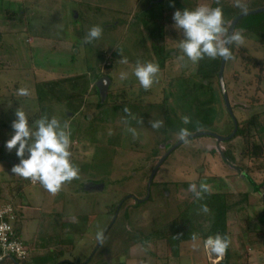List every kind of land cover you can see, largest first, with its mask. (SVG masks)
Here are the masks:
<instances>
[{"label":"rangeland","instance_id":"obj_1","mask_svg":"<svg viewBox=\"0 0 264 264\" xmlns=\"http://www.w3.org/2000/svg\"><path fill=\"white\" fill-rule=\"evenodd\" d=\"M149 1L0 0V204L15 205L17 211L21 204L29 208L14 224L30 246L26 264H216L224 255L214 258L200 239L183 242L179 249L156 240L175 232L173 221L195 195L190 184L231 193L229 200L236 208L229 213L227 225L230 248L238 254L231 264H264V186L253 192L241 174L259 164L264 167V159L250 162L244 156V138L218 143L204 136L180 145L157 170L149 200L135 204L146 199L149 178L169 150L162 146L182 140L181 128L187 130V137L196 133L227 137L233 132L220 99L214 104L211 126L184 124L182 111L187 106L180 99V85L168 82L196 71V63L179 48L183 34L174 27L173 13L208 4L165 0L147 13L152 19L163 16L168 21L156 24L136 18ZM211 7L223 9L228 27L238 15L263 8L264 0H215ZM8 11L17 13L12 21L5 14ZM97 25L103 29L101 37L85 44L87 31ZM242 47L248 53L240 52ZM257 49L256 42L235 43V57L224 75L232 115L242 125L254 115L264 119V52ZM113 54L120 57L111 62ZM249 54L263 59L261 68L247 64ZM122 59L128 63H121ZM137 61L160 67L156 83L147 91L131 75ZM109 65L111 88L117 102L125 99L127 112L109 106L111 100L103 106L98 103L94 85ZM123 71L129 73L127 81L119 79ZM22 87L30 90L28 97L16 95ZM120 94H125L123 99ZM19 107L30 123L47 116L68 125L71 161L79 171L56 193L11 171L19 159L15 149L9 151L5 144ZM150 120L161 121L162 126L152 129ZM228 150L233 163L223 160ZM252 171L254 182L260 184L264 171ZM87 181L101 183L102 191H80ZM97 233L103 234L101 240ZM147 236L151 238L145 241Z\"/></svg>","mask_w":264,"mask_h":264},{"label":"clouds","instance_id":"obj_2","mask_svg":"<svg viewBox=\"0 0 264 264\" xmlns=\"http://www.w3.org/2000/svg\"><path fill=\"white\" fill-rule=\"evenodd\" d=\"M174 27L182 31L183 39L179 41V48L183 55L193 63L205 57L215 59L221 57L230 58L233 43H242V36L235 32H228L225 27L223 12L220 7L199 6L194 9L184 8L173 13ZM101 26H92L84 37V43L90 44L98 40L102 35ZM121 63L127 64L126 59ZM160 67L155 62L137 61L131 75L145 91L149 90L157 81ZM129 73L123 71L119 75L121 81H127ZM28 88H18L16 95L28 97ZM127 112V109H125ZM184 124L189 123V117H182ZM152 129H159L161 121H148ZM12 134L6 141L5 147L11 151L15 149V155L19 163L11 169L14 175L38 181L47 191L56 193L61 186L78 176L79 169L71 161L70 132L67 124H61L55 117L42 116L30 123L29 116L20 107L14 113L11 123ZM129 132L136 137L135 129ZM188 135L186 129L178 132L180 139ZM27 154V158H25ZM189 190L197 198L201 192L207 191L205 184H190ZM14 206V205H13ZM15 207V206H14ZM207 207L203 211L207 212ZM102 233H97V240L102 239ZM204 247L215 256H223L229 248L228 237L219 234L208 236L203 241Z\"/></svg>","mask_w":264,"mask_h":264},{"label":"trees","instance_id":"obj_3","mask_svg":"<svg viewBox=\"0 0 264 264\" xmlns=\"http://www.w3.org/2000/svg\"><path fill=\"white\" fill-rule=\"evenodd\" d=\"M5 14H7V19L9 21L10 20L12 21L14 19V16H17V13H13L11 11H8V13ZM20 16L23 15L20 14ZM136 18L138 20L142 19L140 16H137ZM247 18L250 21L245 23L246 17L240 19L236 24L233 32L240 34L242 38L246 40V42H251V43L256 42L259 45V49L257 50L258 51L261 50L262 52H264V13L247 16ZM142 21L145 23H150V19L148 18L147 21L145 20ZM234 46L235 43H233L231 47L230 58L225 60V65L223 70V82L225 85V89L227 84L224 75L226 69L228 71L231 60L235 57L233 55ZM240 50H241L240 52L248 53V49L245 47H242ZM119 57L120 54H113L111 62L115 59L117 60V58ZM221 59H222L221 57H217L215 59H210L208 57H205L204 59L196 62V71L194 75L192 76L181 75L178 76L177 79L173 78L170 79V81H168L169 83H174V84L178 83L180 85L181 88L180 99L187 106L185 111H182V117L188 116L189 122L192 123L194 122L197 125L196 127L201 126L204 123H208V126H211L212 123L210 122H212V119L216 113L214 110V104L218 103L219 99L223 101L218 83V72L220 69ZM245 60L247 61V64L249 66H252L254 68L256 67L261 68L263 64V59L257 60L251 54H249ZM105 69L107 70V73L104 74V76L108 77V74L113 70L112 66L109 65ZM109 80H110V86L107 95L105 99L102 101V103L99 102L98 103L101 106H103L107 104L108 100H111V103L108 104L109 106L112 107L115 106L119 111H125L124 110L125 108L123 106L125 101V99L123 98L125 94L123 95L120 94L119 97H121L123 100L121 102H117L116 100L117 96L114 94L115 90L111 88V86L113 85L112 79ZM214 83L216 84L217 88H214ZM94 90L96 93L95 95H97V91L95 88ZM163 107L167 108L166 103L165 105H163ZM165 108L163 110V113L166 119H168L169 112ZM231 114H232V110H231ZM229 116L231 117L230 114ZM231 120L234 130V121L232 117ZM197 131H199V129ZM263 136H264V119L260 120V115L258 114L252 116L250 119L245 121L243 125L236 122V133L229 141L226 142L230 143L235 139L244 138L243 140L245 146L244 156L250 162L251 161L254 162L259 159H264ZM257 137L258 139H255ZM198 138H203V137H198ZM222 157L225 162L229 161L233 163L235 161V158L230 152V150L225 151ZM254 169L255 170L252 171L251 167L247 168V170L245 172H242L241 174L244 176L243 178H245L249 182V184H251L253 192L259 193L260 187L264 186V179L260 184H256L251 176V171L252 173L255 172L262 173L264 171V167L259 164ZM247 172H249V174H247ZM197 183L199 184V182ZM152 185H153V179L150 188ZM216 186L218 190H221L219 188L221 187L220 185H216ZM230 195H231L230 192L224 193L222 190L214 191V192L207 190L206 192H201L200 198H197L196 195H194L193 199L190 202H188V204L185 205L184 209L179 214L177 219L173 221L175 232L171 231V233H169L168 235L161 236L162 238L156 240H163L164 242L171 245L174 244L177 247V249H179L180 244L183 242L193 241L196 239H200L204 241L208 236L215 234L226 236L230 241V234L228 231L227 221H228L229 213H231V211H233V209L236 208V206L233 205V203L231 204V201L229 200ZM149 198L146 201H148ZM245 198H246V194H245ZM124 200L125 199H122L119 210ZM142 202L145 201L135 200L136 205H139ZM114 206H116V204ZM205 206L208 209L207 212L203 211V208ZM236 212L237 214H239L241 210L237 209ZM149 238H151V236H147L146 237L147 240L145 241L150 240ZM251 238H252L251 235H249L248 240H250ZM252 240L253 238L250 241ZM213 257L215 258L216 256L213 255ZM237 260H238V254L235 251L231 250L229 245V248L224 254L223 259H221L216 264H231L232 262H235Z\"/></svg>","mask_w":264,"mask_h":264},{"label":"built area","instance_id":"obj_4","mask_svg":"<svg viewBox=\"0 0 264 264\" xmlns=\"http://www.w3.org/2000/svg\"><path fill=\"white\" fill-rule=\"evenodd\" d=\"M18 212L9 203L0 204V264H24L28 257L29 249L14 226Z\"/></svg>","mask_w":264,"mask_h":264},{"label":"water","instance_id":"obj_5","mask_svg":"<svg viewBox=\"0 0 264 264\" xmlns=\"http://www.w3.org/2000/svg\"><path fill=\"white\" fill-rule=\"evenodd\" d=\"M264 13V7L263 8H260V9H256V10H253V11H250V12H247V13H242L240 15H238L230 24L229 26V29H228V32H233L234 31V28L236 26V24L238 23V21L244 17H247V16H252V15H258V14H262ZM224 65H225V59H221V63H220V69H219V72H218V83H219V87H220V91H221V95H222V98H223V101H224V104H225V107L228 111V113L231 115L233 121H234V130L232 132V134L228 137H218V136H215L216 137V140L218 143H223V142H226V141H229L236 133V121L234 120L232 114H231V109H230V106H229V101H228V97H227V94H226V89H225V85H224V82H223V70H224ZM102 85V86H101ZM107 87H108V79L106 77H103L101 78L100 80H98L97 82V88H98V91H99V95H100V98L101 100H103L106 96V91H107ZM204 136H208V137H212L213 135L210 134V133H196V134H193L191 136H188L186 137L185 139L183 140H180L179 142H177L163 157L162 159L159 161L156 169L153 171L151 177L149 178V181H148V193H147V197L145 200L143 201H146L148 198H149V187L151 185V182H152V179L157 171V169L160 167V165L164 162V160L167 158V156L172 152L174 151L177 147H179L180 145L184 144L185 142L189 141V140H192V139H195V138H198V137H204ZM18 164L17 162L14 163V165ZM99 188V191L102 190L103 186L101 185Z\"/></svg>","mask_w":264,"mask_h":264},{"label":"flooded vegetation","instance_id":"obj_6","mask_svg":"<svg viewBox=\"0 0 264 264\" xmlns=\"http://www.w3.org/2000/svg\"><path fill=\"white\" fill-rule=\"evenodd\" d=\"M207 4H208V7H211V4H213V2L215 1V0H204ZM165 2V0H150L149 1V3L147 4V6L144 8V9H141V11L138 13V14H136V17L137 16H140L142 19L141 20H145V21H147V18L148 19H150V22H154V23H156V24H160V23H167L168 21H165L164 20V17L163 16H161V18H159V19H155V18H150L148 15H147V13H149V11H151L152 9H153V7H155V6H160V5H162L163 3ZM198 4H200L201 5V3L200 2H198ZM155 5V6H154ZM223 10V9H222ZM224 14V13H223ZM135 15V14H134ZM170 17H171V15H170ZM236 18V17H235ZM234 18V19H235ZM233 19V20H234ZM232 20V21H233ZM230 24H231V22H230ZM230 24H229V26H230ZM229 26L228 27H226V29H227V31H228V29H229ZM173 56H175V55H173ZM103 77H106V76H101V77H99V79L98 80H100L101 78H103ZM106 78H108V77H106ZM98 80H97V82H98ZM97 82L95 83V85H94V88L96 89V91H97V95H98V98H99V103H102V101L105 99H103V100H101V98H100V95H99V91H98V88H97ZM102 86V85H101ZM109 86H110V80L108 79V87H107V91L106 92H108V89H109ZM106 95H107V93H106ZM106 97V96H105ZM213 135V134H212ZM216 135H213L212 137H210V138H212V139H215L216 140V137H215ZM179 142V141H178ZM177 143V142H176ZM176 143H168V144H166V145H163L162 146V149H171ZM178 148V147H177ZM168 150V151H169ZM173 152V151H172ZM171 152V153H172ZM166 154V153H165ZM170 155V154H169ZM168 155V156H169ZM167 156V157H168ZM159 169V168H158ZM157 169V170H158ZM102 184L101 183H99V182H93V181H87L86 183H84L83 185H82V187L80 188V191H86V192H88V191H99V188L98 187H100ZM103 186V185H102ZM103 189V188H102ZM149 189H150V187H149ZM102 191V190H101ZM147 193H148V189H147Z\"/></svg>","mask_w":264,"mask_h":264},{"label":"crops","instance_id":"obj_7","mask_svg":"<svg viewBox=\"0 0 264 264\" xmlns=\"http://www.w3.org/2000/svg\"><path fill=\"white\" fill-rule=\"evenodd\" d=\"M15 206V205H14ZM17 207H19L20 208V211L18 212V220L20 221V220H22V218H24V211H27V210H29V208L28 207H26V206H24L23 204H21V205H17ZM24 210V211H23ZM23 211V212H22ZM30 213V212H29ZM30 215V214H29ZM70 224H73V222H75V221H68ZM18 233H19V236H20V240L22 241V239H21V231H20V229H19V231H18ZM79 235H81V234H79ZM77 240H75V242H76ZM23 242V241H22ZM24 243V242H23ZM25 244V243H24ZM26 246H27V243L25 244ZM28 247V249L30 250V246L28 245L27 246ZM91 248L93 247V246H90ZM28 250V251H29ZM28 256H29V252H28ZM86 257L87 256H85V257H83L82 258V260H84V259H86ZM27 259H28V257H27ZM27 259H26V261H25V263L24 264H26V262H27ZM80 259H78V261H79ZM80 262V261H79ZM73 264H75V262L73 263ZM79 264V263H78Z\"/></svg>","mask_w":264,"mask_h":264}]
</instances>
